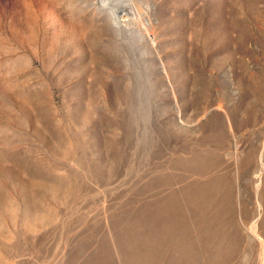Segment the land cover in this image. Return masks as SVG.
Returning <instances> with one entry per match:
<instances>
[{"label":"rangeland","instance_id":"374dc122","mask_svg":"<svg viewBox=\"0 0 264 264\" xmlns=\"http://www.w3.org/2000/svg\"><path fill=\"white\" fill-rule=\"evenodd\" d=\"M116 254L264 264V0H0V264Z\"/></svg>","mask_w":264,"mask_h":264},{"label":"trees","instance_id":"16d2710c","mask_svg":"<svg viewBox=\"0 0 264 264\" xmlns=\"http://www.w3.org/2000/svg\"><path fill=\"white\" fill-rule=\"evenodd\" d=\"M115 256H116L117 264H120V260H119V258L117 257L118 255L116 254Z\"/></svg>","mask_w":264,"mask_h":264},{"label":"crops","instance_id":"0c3cea01","mask_svg":"<svg viewBox=\"0 0 264 264\" xmlns=\"http://www.w3.org/2000/svg\"><path fill=\"white\" fill-rule=\"evenodd\" d=\"M144 226H145V225L143 224V225H141V226H139V227H144ZM163 227H165V226H163ZM171 229H172V228H171ZM209 231L212 232L213 230L209 229ZM167 235H169V232H168Z\"/></svg>","mask_w":264,"mask_h":264}]
</instances>
